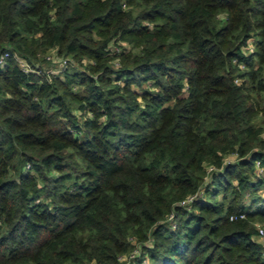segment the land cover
Returning <instances> with one entry per match:
<instances>
[{
  "label": "trees",
  "instance_id": "obj_1",
  "mask_svg": "<svg viewBox=\"0 0 264 264\" xmlns=\"http://www.w3.org/2000/svg\"><path fill=\"white\" fill-rule=\"evenodd\" d=\"M5 52L0 264H264V0H0Z\"/></svg>",
  "mask_w": 264,
  "mask_h": 264
},
{
  "label": "built area",
  "instance_id": "obj_2",
  "mask_svg": "<svg viewBox=\"0 0 264 264\" xmlns=\"http://www.w3.org/2000/svg\"><path fill=\"white\" fill-rule=\"evenodd\" d=\"M10 57L9 52H5L3 54H0V65L1 66H5L7 63V59ZM18 62L20 63L21 67L25 70V71H31L32 67L31 65L22 58H17ZM195 198V196H191L190 198H188V201H191ZM246 214L245 213H241V214H234L231 216V220L237 219V218H245ZM258 228V236L261 239V241L264 243V228L261 226H257ZM140 255V251L134 250L131 254L132 257L138 256ZM132 264H150V259L147 257H144L143 259H140V261L138 262H133Z\"/></svg>",
  "mask_w": 264,
  "mask_h": 264
},
{
  "label": "rangeland",
  "instance_id": "obj_3",
  "mask_svg": "<svg viewBox=\"0 0 264 264\" xmlns=\"http://www.w3.org/2000/svg\"><path fill=\"white\" fill-rule=\"evenodd\" d=\"M264 121V113H259L256 119L257 123H262ZM255 226H261L264 228V220L260 217L253 218Z\"/></svg>",
  "mask_w": 264,
  "mask_h": 264
}]
</instances>
